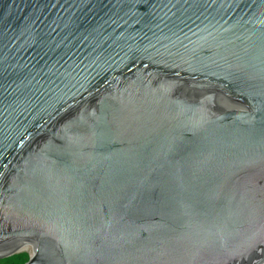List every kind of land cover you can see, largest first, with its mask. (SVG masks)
Here are the masks:
<instances>
[{
    "label": "water",
    "instance_id": "obj_1",
    "mask_svg": "<svg viewBox=\"0 0 264 264\" xmlns=\"http://www.w3.org/2000/svg\"><path fill=\"white\" fill-rule=\"evenodd\" d=\"M15 248L264 264V0H0V253Z\"/></svg>",
    "mask_w": 264,
    "mask_h": 264
},
{
    "label": "trees",
    "instance_id": "obj_2",
    "mask_svg": "<svg viewBox=\"0 0 264 264\" xmlns=\"http://www.w3.org/2000/svg\"><path fill=\"white\" fill-rule=\"evenodd\" d=\"M29 256L27 253L13 254L4 259H0V264H24L28 261Z\"/></svg>",
    "mask_w": 264,
    "mask_h": 264
},
{
    "label": "bare ground",
    "instance_id": "obj_3",
    "mask_svg": "<svg viewBox=\"0 0 264 264\" xmlns=\"http://www.w3.org/2000/svg\"><path fill=\"white\" fill-rule=\"evenodd\" d=\"M22 249H19V248H15V249H9L8 251H3L0 253V257L1 256H5V255H13L17 252H21Z\"/></svg>",
    "mask_w": 264,
    "mask_h": 264
},
{
    "label": "rangeland",
    "instance_id": "obj_4",
    "mask_svg": "<svg viewBox=\"0 0 264 264\" xmlns=\"http://www.w3.org/2000/svg\"><path fill=\"white\" fill-rule=\"evenodd\" d=\"M22 253V251L21 252H17V253H15V254H21ZM12 256V255H11Z\"/></svg>",
    "mask_w": 264,
    "mask_h": 264
}]
</instances>
